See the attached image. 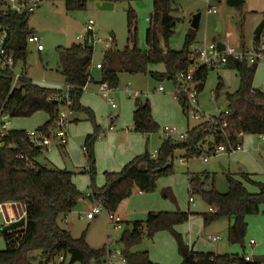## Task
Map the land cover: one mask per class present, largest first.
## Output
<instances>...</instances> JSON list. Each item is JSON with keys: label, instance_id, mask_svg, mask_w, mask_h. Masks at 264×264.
<instances>
[{"label": "trees", "instance_id": "obj_1", "mask_svg": "<svg viewBox=\"0 0 264 264\" xmlns=\"http://www.w3.org/2000/svg\"><path fill=\"white\" fill-rule=\"evenodd\" d=\"M153 13L146 30L147 49H142L138 38L137 14L132 7L127 10V44L123 50L113 47L106 49L101 62L102 81L113 90L119 86L121 73L150 74L157 80L168 79L176 84L180 73L186 72L193 60L190 47L196 38V30L191 28L185 36L183 48L172 50L169 40L174 35L176 18L173 8L174 0H152ZM66 9L84 10L88 0H65ZM30 14H10L4 23L11 26V33L19 30V41L15 47L8 42V51L13 54L15 63L27 58L26 39L33 34L27 21ZM19 21V28L17 22ZM256 43L260 37L255 36ZM87 35L84 44H72L61 48V73L65 86L70 87L68 94L73 101L75 112H84L94 123V131L85 138V155L89 167L83 173L91 177L90 190L96 197L103 200L105 210L116 214L121 203L138 190L151 192L156 188L159 178L173 173V159L177 151H184L186 158L200 156L208 142L205 151L210 154L219 144L239 143L242 134L264 135V91L253 87L257 65L231 60L227 68L233 69L239 76V86L234 92H227V110L229 113L220 114L221 120L227 121L225 134L214 133L208 123H200L186 132V138L174 140L164 138L156 157L145 152L134 157L120 171L106 172L105 184L96 186L94 177L95 155L94 144L101 131L95 122L92 111L81 105L80 98L84 88L90 81L94 48ZM112 43L114 39L112 38ZM162 65L163 71H154L152 66ZM210 70L200 67L195 74L199 82L200 92L204 89ZM13 73L0 70V114L7 113L11 118L30 117L37 112H45L48 120L37 130L50 133L58 119L59 104L48 101V98L65 95L63 89H51L35 84L24 75L18 86L12 88ZM225 85L221 78L214 90L217 98ZM185 112L184 97L178 98ZM77 120L72 119V122ZM134 129L144 134L157 133L159 124L152 117V107L149 99L136 98L133 112ZM0 202L15 201L23 207L25 225L3 231L0 236L5 241V247L0 250V264H51L60 256L69 264H105L108 254L106 246L93 248L86 241V233L79 238L62 228L58 223L60 216L69 215L79 199L84 197L73 181L74 172L57 168L51 164H42L37 157L42 150L28 140L27 131L9 130L0 138ZM63 147V146H61ZM23 157V158H22ZM245 182H253L257 192H250L244 182L236 176H228L229 190L218 192L214 183L212 188H206L209 174H195L189 178L191 195H200L212 209L204 213L190 211H150L145 220L126 222L119 239L122 247L121 255L128 264H157L154 263L147 250H135L145 237L153 238L161 231H169L175 238L178 251L182 257L181 264H263V258L245 259V254H214L192 250L184 241L176 226L187 222L192 216L202 217L204 225L214 221L229 218L233 223L228 230L230 244H239L245 249L247 233V217L257 214L264 205V183L254 182L246 173L240 174ZM5 227V226H4ZM39 252L41 259L37 262L34 253Z\"/></svg>", "mask_w": 264, "mask_h": 264}, {"label": "rangeland", "instance_id": "obj_2", "mask_svg": "<svg viewBox=\"0 0 264 264\" xmlns=\"http://www.w3.org/2000/svg\"><path fill=\"white\" fill-rule=\"evenodd\" d=\"M112 2L114 8L109 10L99 9L95 1L88 0L84 10L68 11L65 0H40V6L28 16L27 27L40 37L43 50L39 52L37 45L29 43L26 39L27 58L25 61L17 62V69L24 68L28 76L41 85L65 87V79L60 67L61 48H68L72 44H84L87 41L88 23L92 20L95 38L93 43L91 42L94 56L90 75L93 81L82 93L80 102L92 111L94 120L100 129H107L110 124H114L119 131H126L127 126L133 125V108L136 102V98L130 96L129 92H138L141 100L149 99L152 117L159 124L160 129L157 133L151 134L148 140L145 138L143 150L147 149L150 154H155L165 138L166 127L176 129V133L172 136L174 140H182L179 135L186 133L188 127L196 126L199 121L195 120L190 113L186 114L182 111V106L175 94V85L168 79L157 80L148 73H121L117 89L107 91L102 89V84L99 83L102 71L96 68V64L101 63L106 51V43H112L111 38L114 39L113 49L123 50L125 48L128 37V8L132 7L137 14L139 44L144 50L148 48L146 43V30L150 24L148 19L153 13L152 0H113ZM173 6L176 8L173 13L176 25L174 35L169 40V47L172 50L183 48L185 36L192 28V20L199 13L201 14L200 25L196 29V38L190 47L191 51L203 49L209 43L219 42L239 50L242 45L248 46L254 43V32L264 21V0H245V3L236 7L229 6L227 0H174ZM16 25L19 26V21ZM219 25L220 30H218ZM18 31L17 29L10 35L9 41L12 47H15L19 41ZM259 37L260 42L264 43V31ZM160 69V65L152 66L154 71ZM219 77L223 80L225 87L216 98L214 90ZM263 82L264 62L261 61L257 65L253 87L264 90ZM160 86L163 87V92L158 91ZM238 86L239 76L235 70L222 68L210 70L204 89L198 96L201 110L207 115H220L228 106L226 93L234 92ZM112 103L116 107L113 108ZM112 116L114 118H111ZM79 117V121L71 122L68 126L69 137L67 145L65 144L67 147H49L45 153L48 159L41 156L40 163H53L73 171H81L82 168L89 167L83 147L85 148L87 134L94 131V123L84 112H81ZM45 118L44 112H37L30 117L10 118V122L13 128L29 130ZM1 122L0 117V124ZM243 135V144L247 151L242 153L206 154L208 142L213 141L212 137H208V142L200 156L183 159L184 163L181 162L184 151H177L173 159L172 174L159 178L153 191L140 195L136 190L131 197L121 203L116 214L123 219V229L126 222L145 220L150 210L208 212L209 206L203 198L198 194L191 195L189 178L195 174H209L206 188L211 189L214 183L215 189L220 193L228 192L229 175L242 180L240 174L246 173L252 181L264 183V139L261 138L264 135ZM100 139L99 136L94 144L96 169L94 182L96 186L102 178V163L98 159L96 149L97 142L104 138ZM205 156H208V162L204 161ZM103 158L106 159L105 153H103ZM77 175L80 177L79 182L85 185L81 189V192L85 193L87 187L91 186V177L88 173ZM242 181L250 192L258 191L253 182ZM190 196H193V203L190 201ZM82 198L83 202L77 203L78 206L76 204L74 212L67 218L68 222L74 224L73 237L79 238L85 232L86 241L91 247L97 249L106 246L109 261L114 264H123L121 263L124 262L121 257L122 247L119 244L123 229L119 230L114 227L106 210H103L93 220L85 218L86 211L76 213L77 207L82 209L90 204V200ZM12 210L16 217L23 214V207L20 204L13 206ZM5 219L4 213L0 211V228L6 226ZM231 223L233 219L224 218L206 226L201 216L198 215V217L194 216L187 222L177 225L175 229L182 234L186 244L189 246L194 244L195 250L245 253V255L263 258L264 205L260 207L259 213L247 217L245 249L239 244H230L228 230ZM213 237H219V239L213 240ZM251 239L256 241L253 247L249 245ZM4 247L5 241L0 236V250ZM134 249L149 251L151 260L157 264H180L182 260L177 242L169 231H161L153 238L145 237ZM36 256L39 262L41 257ZM54 263L60 264L58 258ZM62 264H68V260Z\"/></svg>", "mask_w": 264, "mask_h": 264}, {"label": "built area", "instance_id": "obj_3", "mask_svg": "<svg viewBox=\"0 0 264 264\" xmlns=\"http://www.w3.org/2000/svg\"><path fill=\"white\" fill-rule=\"evenodd\" d=\"M95 2L100 1H112V0H93ZM40 6V0H0V70H8L13 73V84L12 88H15L19 84V80L25 75L23 70L17 69L13 54L8 51V42L11 35V26L4 23V19L10 14H31ZM215 11V10H214ZM149 20V19H148ZM93 21L90 20L88 23V33L90 34V40L94 41L95 35L93 31ZM29 43H34L37 45L39 51L43 50L41 45L40 37L33 33L27 38ZM112 42V38H111ZM112 47V43H106V49ZM193 52V64L190 65L189 69L186 72H182L178 75L177 81L175 84V94L177 98L184 97L185 99V113L191 114L192 117L199 121V123H208L214 133H223L225 134V128L227 127V121L221 120L220 115L212 116L207 115L201 110L200 104L198 102V96L200 93L199 82L195 80V74L200 67L204 66L208 69H219L223 66L228 65L231 60L245 62L249 65H258L259 62H264V43L258 42L252 43L248 46H242L241 49L237 50L234 47L224 44V49H220L218 43H209L204 46L203 49H197ZM98 68H101V63L97 64ZM264 87V82L262 83ZM70 87L65 86L64 91L65 95L56 96L53 98H48V101H55L59 104V114L58 119L55 122V127L50 133H46L39 130H31L27 132L28 140L33 145V147L40 148L43 152L47 151L52 144L57 146H64L68 142V126L72 122V116L74 115L73 110V101L69 97L68 91ZM102 89L107 91L109 88L107 84H102ZM161 91L163 87L159 88ZM110 90V89H109ZM264 91V90H263ZM108 95V92H106ZM130 96L138 98L140 94L138 92L131 93ZM112 107H116L112 103ZM225 115L229 113L226 109L223 112ZM0 117L2 118L1 127H0V138L4 137L9 132L10 125V116L7 113H1ZM111 118H114L112 116ZM114 124H110L108 130H113ZM176 133L175 128H165L164 135L165 138H172ZM103 135V131L99 132V136ZM181 139L186 138V134H180ZM263 138V136L261 137ZM0 142V147H1ZM242 149L241 143H231L219 144L215 146L212 154L219 153H235ZM210 153V154H211ZM158 152L152 154V157H156ZM23 158V157H22ZM204 161H208V156L204 157ZM86 197L94 202L92 209L85 215L86 219L92 220L98 216L105 207L103 205V200L100 197H96L92 190H88ZM190 201L193 202V196H190ZM19 203H9V202H0V211L4 213L6 219V225L20 220L24 217L23 214L20 217H16L13 213L12 207ZM21 205V204H20ZM108 217L111 223L114 224L116 229H123V220L121 216L109 213ZM219 237H214L213 240H217ZM250 246H255L256 241L251 239ZM109 253V252H108ZM122 257V256H121ZM109 254L106 256L105 264H114L109 261ZM123 261L125 259L122 257ZM245 259L248 261L253 260V256L245 255ZM60 264L64 262V257L60 256L58 258ZM51 264H55L52 262Z\"/></svg>", "mask_w": 264, "mask_h": 264}, {"label": "crops", "instance_id": "obj_4", "mask_svg": "<svg viewBox=\"0 0 264 264\" xmlns=\"http://www.w3.org/2000/svg\"><path fill=\"white\" fill-rule=\"evenodd\" d=\"M113 1V0H112ZM245 3V2H244ZM173 4H174V2H173ZM173 8L174 9H176L174 6H173ZM150 18V17H149ZM149 21H150V19H149ZM243 46V45H242ZM113 47V46H112ZM143 49V48H142ZM38 50V49H37ZM39 51V50H38ZM39 52H41V51H39ZM103 58V57H102ZM61 62V61H60ZM102 62V61H101ZM99 64V63H98ZM161 66V69L160 70H157L158 72L159 71H163V66L162 65H160ZM61 67V70H62V66H60ZM96 68L97 69H100L101 70V68H98L97 67V64H96ZM222 69H229V68H227V65L226 66H223V67H221ZM221 68H219V69H221ZM151 69H152V67H151ZM21 70H23L24 71V73H25V75L27 76V77H29L28 76V74H27V72L24 70V68L23 69H21ZM237 73V72H236ZM138 74V73H137ZM238 75V74H237ZM30 78V77H29ZM220 78V77H219ZM32 79V78H31ZM33 80V79H32ZM92 78H91V76H90V81L88 82V84L86 85V87L84 88V90L92 83ZM101 81H102V78H101ZM101 81L99 82V83H101ZM223 81V80H222ZM35 84H38V85H40V86H44V87H48V88H51V89H63L64 87H52V86H45V85H41V84H39V83H37V82H35V81H33ZM65 82V81H64ZM225 85V84H224ZM160 87H162V86H160ZM159 87V88H160ZM159 92H163L164 91V89L161 91L160 89L158 90ZM84 92V91H83ZM81 103V102H80ZM82 105V104H81ZM85 107V106H84ZM134 109H135V106H134V108H133V112H134ZM182 111H183V109H182ZM40 112H42V111H40ZM184 112V111H183ZM45 113V112H44ZM81 112H75V115H74V120H77V121H79L80 120V117H79V114H80ZM46 114V113H45ZM47 120H48V115L46 114V118L40 123V124H38L36 127H34V128H31V129H29V130H26V129H23V128H13L12 127V124H11V122H10V125H9V130H25V131H27V132H29V131H31V130H37L40 126H42L44 123H46L47 122ZM76 122V121H75ZM198 124H200V123H197L196 125H198ZM116 127H117V125H116ZM190 127H188L187 128V130H186V132L188 131V129H189ZM126 131H119L118 130V127L117 128H115V126H114V129L113 130H108V128L107 129H101L102 131H103V135L102 136H100L101 137V139H103L102 141H99V142H97V144H96V149H97V156H98V159L101 161V163H102V165H101V169H102V178L100 179V183H98V187H102L104 184H105V173L106 172H117V171H120L127 163H129L134 157H136V156H138V155H140V154H143V153H145L146 151L148 152V150L147 149H145V150H143L144 149V140H145V138H147V140H148V138L150 137V135L151 134H144V133H140V132H137V131H135V129H134V121H133V125L130 127V126H127L126 127ZM93 133V132H92ZM92 133H89V134H92ZM89 134H87V135H89ZM182 134H186V133H182ZM243 134L240 136V143H241V145H242V149L240 150V151H237V152H235V153H242V152H246L247 151V148H245V146H244V144H243ZM87 137V136H86ZM100 139V140H101ZM262 139H264V136H263V138ZM164 140V139H163ZM163 142V141H162ZM162 144V143H161ZM66 145H67V143H66ZM66 145H64L63 147H67ZM51 146H57V145H55V144H52ZM58 148L60 147V146H57ZM62 147V148H63ZM51 149H53V147L51 148ZM49 150V149H48ZM46 153V151L45 152H41V154H39V156L37 157V161L38 162H40L39 161V158L41 157V156H44L46 159H48L47 158V155L45 154ZM83 153L85 154V150H84V147H83ZM103 153H105L106 154V159H104L103 158ZM183 159H188V158H186L185 157V152H184V154L181 156V162L182 163H184V160ZM209 161V160H208ZM208 161H206V162H208ZM51 165H54V166H56L57 168H60V169H66V170H68V171H72V172H74L75 174H74V176H73V181H74V183H75V185L77 186V188L80 190V191H82L81 189H83V187L85 186V185H82L80 182H79V178L80 177H78V173H81V174H84L82 171L85 169H83L82 168V170L81 171H78V170H75V171H73V170H69L68 168H66V167H64V166H61V165H56V164H53V163H51ZM77 175V176H76ZM90 185L87 187V190L89 189L90 190ZM87 190H86V192L84 193V197L85 198H87L86 197V193H87ZM83 193V192H82ZM144 192H138V194H140V195H142ZM88 200H90L89 198H87ZM79 202H83V198H81V199H79L78 200V202L77 203H79ZM193 203V202H192ZM93 205H94V202L92 201V200H90V204L87 206V207H85V206H81V207H85V208H80V207H77L76 208V213H85V211H86V214L92 209V207H93ZM77 206H78V204H77ZM212 209L209 207V211H211ZM82 211V212H81ZM150 211H155V210H150ZM149 211V212H150ZM159 211H169V210H159ZM74 211L72 210V212L71 213H73ZM148 212V213H149ZM191 212V211H190ZM70 213V214H71ZM147 213V214H148ZM69 214V215H70ZM200 214V213H199ZM69 215H67V216H60L59 218H58V223H59V225L62 227V228H64V229H67V230H69L70 232H71V234H72V232L74 231V229H73V227H74V224H73V222H68V220H67V218L69 217ZM192 217H194V216H192ZM191 217V218H192ZM196 217H198V215H196ZM200 218V217H199ZM95 219V218H94ZM201 219H202V217H201ZM89 220V219H88ZM93 220V219H92ZM123 220V219H122ZM140 221V220H139ZM142 221V220H141ZM65 223H66V225H65ZM232 224V223H231ZM231 224H230V226H231ZM72 236H73V234H72ZM214 238V237H213ZM192 250H194V251H198V252H210V253H214V254H220V255H223V254H239V253H217V252H214V251H201V250H195V246H194V244L192 245V246H189ZM149 252V251H148ZM243 254H245V253H243ZM34 255H40L39 254V252H36V253H34ZM240 255H242V254H240ZM181 256V255H180ZM251 256H253V258H257V257H255L254 255H251ZM181 259H182V257H181ZM154 262V261H153ZM121 263H123V264H128L127 262H121ZM154 263H156V262H154ZM181 263H182V260H181ZM180 263V264H181ZM69 264V263H68ZM159 264V263H158Z\"/></svg>", "mask_w": 264, "mask_h": 264}, {"label": "water", "instance_id": "obj_5", "mask_svg": "<svg viewBox=\"0 0 264 264\" xmlns=\"http://www.w3.org/2000/svg\"><path fill=\"white\" fill-rule=\"evenodd\" d=\"M245 2V0H227V3L229 6L231 7H236V6H239V5H242L243 3ZM96 6L99 8V9H102V10H109V9H113L114 8V3L112 1H103V2H100V1H97L96 2ZM200 18H201V14H197L194 16L193 20H192V23H191V27L193 29H198L199 28V25H200ZM218 30H220V25H219V28ZM264 31V21H262L259 26L256 28L255 32H254V35L255 36H260ZM218 46L220 49H224V44L223 43H218ZM193 60H191V64H193ZM9 203H15V201H8ZM25 222H26V219L25 217L21 218L20 220L18 221H15L13 223H10L9 225H6L5 227L2 228L3 231H11V230H14V229H17V228H20L22 226L25 225Z\"/></svg>", "mask_w": 264, "mask_h": 264}]
</instances>
